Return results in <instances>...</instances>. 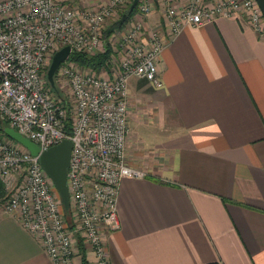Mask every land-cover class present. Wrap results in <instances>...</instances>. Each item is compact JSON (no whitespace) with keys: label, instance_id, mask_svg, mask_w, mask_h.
I'll return each instance as SVG.
<instances>
[{"label":"crops","instance_id":"obj_1","mask_svg":"<svg viewBox=\"0 0 264 264\" xmlns=\"http://www.w3.org/2000/svg\"><path fill=\"white\" fill-rule=\"evenodd\" d=\"M157 64L162 87L128 83L125 158L144 176L119 182L110 261L264 264V22L261 32L243 15L185 27ZM0 264H53L1 200Z\"/></svg>","mask_w":264,"mask_h":264},{"label":"built area","instance_id":"obj_2","mask_svg":"<svg viewBox=\"0 0 264 264\" xmlns=\"http://www.w3.org/2000/svg\"><path fill=\"white\" fill-rule=\"evenodd\" d=\"M131 2L0 0V120L39 147L34 155L0 130V181L8 191L3 209L38 240L53 264H82L79 243L89 246L96 264H112L104 236L120 228L119 182L144 176L125 161L129 80L162 87L157 60L185 27L243 15L261 32L264 22L256 0H141L137 16L119 31V57L108 69L95 71L69 57L59 64L54 83L58 91L63 84L69 89L72 109L67 110L46 79L54 53L64 46L70 54L103 51L107 20ZM157 11L159 20L147 27L144 18ZM68 114L70 134L64 123ZM63 138L72 141L68 213L39 161L43 150Z\"/></svg>","mask_w":264,"mask_h":264},{"label":"water","instance_id":"obj_3","mask_svg":"<svg viewBox=\"0 0 264 264\" xmlns=\"http://www.w3.org/2000/svg\"><path fill=\"white\" fill-rule=\"evenodd\" d=\"M139 1L140 0H132L128 10L131 11ZM256 2L260 7L264 18V0H256ZM126 17L127 14L124 13L117 21H115L108 29L105 30V33L108 34L110 31L119 28L124 23ZM69 54V46H64L57 50L51 59V63L46 71V75L47 80L53 89H56L53 78L54 72L58 68L59 64L69 57ZM1 123L2 121L0 120V124ZM2 131L7 137L21 143L32 154L36 155L39 153V147L34 142L22 136L12 127L5 126L2 128ZM71 148L72 141L69 138H63L57 144L47 148L46 150H43L39 155L40 164L52 180L54 187L60 197L63 209L66 213L69 212V195L66 186V171Z\"/></svg>","mask_w":264,"mask_h":264},{"label":"trees","instance_id":"obj_4","mask_svg":"<svg viewBox=\"0 0 264 264\" xmlns=\"http://www.w3.org/2000/svg\"><path fill=\"white\" fill-rule=\"evenodd\" d=\"M140 2H141V0L138 2V4L131 11L128 10L129 6H130V4H128L126 7H124L123 9H121L118 12V16H119L118 18H120L124 13L127 14V17H126L124 23L119 28H122L124 26V24L129 22L138 13ZM113 32H114V30L110 31L108 34H106L104 36V50L103 51L98 52L96 54H87V53L82 52V51H73L69 55V60L74 61L76 64H78L82 67L90 68V69H93L95 71H100L102 68L108 69L110 64H111V60L115 54L113 46L111 45V43L109 41V37L111 36V34ZM55 91L57 92L58 89H55ZM58 92H60V91H58ZM64 123H65L66 133L70 134L71 119H70L69 114L67 115ZM5 126H8V123H7V121L2 120V123L0 124V130L2 131V128ZM5 195H6V189L4 188L3 183L0 181V200L2 202L6 199ZM79 246H80L79 247L80 252L82 254V264H89L86 257H85L84 245L82 243H79Z\"/></svg>","mask_w":264,"mask_h":264},{"label":"rangeland","instance_id":"obj_5","mask_svg":"<svg viewBox=\"0 0 264 264\" xmlns=\"http://www.w3.org/2000/svg\"><path fill=\"white\" fill-rule=\"evenodd\" d=\"M132 1V0H131ZM131 4V3H130ZM118 14L114 15L112 18L108 19L107 20V23H106V29H108L115 21H117L119 18H118ZM129 25V22H127L121 29L120 28H117L112 34L111 36L109 37V41L111 43V45L113 46V49L115 51V54L113 56V59H118L119 57V48L117 46V37H118V34L120 33L119 31L123 30L125 27H127ZM113 35V36H112ZM51 61L49 62V65H50ZM48 65V66H49ZM78 65V64H77ZM48 69V68H47ZM46 69V71H47ZM54 78V77H53ZM46 79H47V75H46ZM48 81V80H47ZM50 84V83H49ZM51 86V85H50ZM59 96L60 98L63 99L64 101V104L66 106V109L68 110L69 107L70 109H72V99L70 97V93H69V89L67 88V85L66 84H63L60 88V92H59ZM69 109V110H70ZM71 112V111H70ZM129 119H130V114H129ZM125 161H126V158H125ZM8 197V191L6 190V195H5V198ZM6 199L2 202V205L5 203ZM63 207V206H62ZM68 215V214H67ZM81 263H82V255H81Z\"/></svg>","mask_w":264,"mask_h":264}]
</instances>
